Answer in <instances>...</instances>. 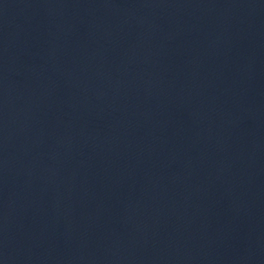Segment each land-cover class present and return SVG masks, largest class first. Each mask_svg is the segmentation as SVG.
Here are the masks:
<instances>
[{
  "label": "water",
  "instance_id": "95a60500",
  "mask_svg": "<svg viewBox=\"0 0 264 264\" xmlns=\"http://www.w3.org/2000/svg\"><path fill=\"white\" fill-rule=\"evenodd\" d=\"M0 264H264V0H0Z\"/></svg>",
  "mask_w": 264,
  "mask_h": 264
}]
</instances>
